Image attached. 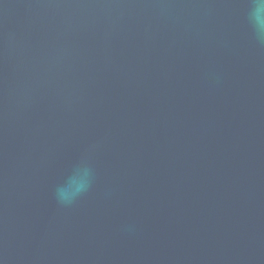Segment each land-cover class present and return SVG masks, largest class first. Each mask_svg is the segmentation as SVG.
Wrapping results in <instances>:
<instances>
[{"label": "water", "instance_id": "1", "mask_svg": "<svg viewBox=\"0 0 264 264\" xmlns=\"http://www.w3.org/2000/svg\"><path fill=\"white\" fill-rule=\"evenodd\" d=\"M250 3L0 0V264H264Z\"/></svg>", "mask_w": 264, "mask_h": 264}, {"label": "clouds", "instance_id": "2", "mask_svg": "<svg viewBox=\"0 0 264 264\" xmlns=\"http://www.w3.org/2000/svg\"><path fill=\"white\" fill-rule=\"evenodd\" d=\"M247 18L257 41L264 45V0H251ZM92 180L93 171L86 162L76 165L65 177L64 182L57 185V202L63 206L72 205L90 188Z\"/></svg>", "mask_w": 264, "mask_h": 264}]
</instances>
